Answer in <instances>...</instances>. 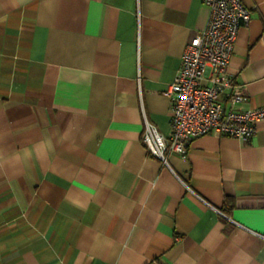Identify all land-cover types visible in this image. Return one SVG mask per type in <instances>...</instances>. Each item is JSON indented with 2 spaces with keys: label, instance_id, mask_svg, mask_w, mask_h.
Masks as SVG:
<instances>
[{
  "label": "crops",
  "instance_id": "1",
  "mask_svg": "<svg viewBox=\"0 0 264 264\" xmlns=\"http://www.w3.org/2000/svg\"><path fill=\"white\" fill-rule=\"evenodd\" d=\"M229 70L264 105V0ZM204 0H0V264H264V119L169 165L175 79Z\"/></svg>",
  "mask_w": 264,
  "mask_h": 264
},
{
  "label": "built area",
  "instance_id": "2",
  "mask_svg": "<svg viewBox=\"0 0 264 264\" xmlns=\"http://www.w3.org/2000/svg\"><path fill=\"white\" fill-rule=\"evenodd\" d=\"M207 25L187 43L175 79L165 90L171 101V133L163 134L145 117L142 142L154 158L169 165V156L188 155L202 135L234 136L248 141L264 119V105L248 107L250 94L229 70L240 28L251 18L242 0H204Z\"/></svg>",
  "mask_w": 264,
  "mask_h": 264
}]
</instances>
